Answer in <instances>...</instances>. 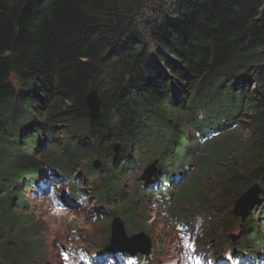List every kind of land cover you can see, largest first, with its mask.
<instances>
[{"label":"trees","instance_id":"obj_1","mask_svg":"<svg viewBox=\"0 0 264 264\" xmlns=\"http://www.w3.org/2000/svg\"><path fill=\"white\" fill-rule=\"evenodd\" d=\"M93 89L100 116L91 123L86 98ZM246 111L244 140L239 116ZM197 131L221 134L188 145ZM47 142L46 157L37 149ZM198 147L203 153L194 162L203 179L183 184L176 196L178 207L190 197L196 207L185 216L173 203L164 226L201 213L208 231L198 240L214 260L229 249L259 255L264 0H0V160L10 157L0 165V264H45L40 220L26 194L49 166L64 171L70 206L80 195V171L94 185L87 195L96 211L86 223H98L95 249L102 253L114 218H137L148 234L147 200L126 187L124 171L153 148L165 159L192 156ZM88 158L99 168L84 163ZM205 182L215 184L214 193L198 189ZM257 182L260 192L241 222L231 204ZM227 193L235 194L231 201Z\"/></svg>","mask_w":264,"mask_h":264},{"label":"rangeland","instance_id":"obj_2","mask_svg":"<svg viewBox=\"0 0 264 264\" xmlns=\"http://www.w3.org/2000/svg\"><path fill=\"white\" fill-rule=\"evenodd\" d=\"M251 89H254V86H251ZM2 114H3V117H4V115L9 116V115H7V113H2ZM243 114L241 116H239V120H241V122H242L241 125L244 126V128H242L243 133H242L241 138L244 140H247L248 136H249V130L247 128V125L245 124L248 120V117L246 114H251V112L246 111ZM39 118H40V116H39ZM181 123L183 124V126L190 128V124H187L186 119L184 117L182 118ZM57 130L58 129H56V131ZM193 142H195V139L191 138L190 141L188 142V145H191ZM52 144H53L52 142H47V145H44L43 148L37 149V152H39L41 155H45L46 157L49 156V152L46 150V147H48ZM238 150H239V148H238ZM202 153H203V150L200 147H198L196 149V151H194V154H192V156L185 155L182 153L179 155L173 154L172 158L161 159V158L155 157L157 152L153 148L150 152L146 151V154L143 155L144 157L142 159H140L139 161H137L133 165L134 169L128 170L125 173V177H123V175H122V177L124 178L123 183L126 185V187L128 189H132L133 191L135 190V188H137L136 191H138V194L142 193L144 195V198H146V200L152 202V201H154L153 200L154 195L152 194V192L149 189L144 188L140 184L143 182L142 180H140V176L143 175V170L145 169V166L149 162H151L152 160H153L155 169L158 167L161 168V166H163V165L164 166L168 165L171 167L174 163H176V164H174V166H176V169H174V171H179L180 165H182V166L188 165L189 170H188L187 174L183 177V179L180 181L179 184L172 186V189L174 190V191H172V192H174L173 197H172L173 203L177 202V207H178L179 201L177 200L176 196L179 197V192L181 190V186L185 183L186 184H192L193 183L192 181H195L197 179H203V177H198L199 175L197 174L196 169L197 170H200V169L198 168V165H195L196 161L194 162V159L195 158L198 159ZM238 158H240V157H238ZM241 159H243V157H241ZM94 161H97V159L96 158L95 159L88 158L84 161V163L94 162ZM249 161L250 160H247V162H249ZM3 164H4V166L9 165L10 164V157L2 158V160H0V165H3ZM252 165H253V163H252ZM193 166L195 167V169H193ZM181 171H184V170L182 169ZM63 172L64 171L62 170L61 173L64 174ZM80 173L81 174L78 173L76 175L77 178H80L82 180L77 185V187H78L77 189L80 190V193H79L80 195H74V197L76 198L78 196L83 195L82 202L84 203V205L82 207H79L77 205H71V206L68 205L65 202V194H64L63 188H61L60 191L58 192V194H56V200L52 196H50V200L52 201V207L54 210L51 214L49 211L45 212V211H38L36 208L32 209L33 203L30 206V208L37 215L36 219L40 220V223L38 225L39 231H37L38 237L36 238V240H39V238L41 240V237L43 238V240H45L47 252H50V250L52 249L51 243L54 242L56 239H58L59 233H62L66 230H69V231L76 230V234H77L78 239L79 238H80V240L86 239V241H89L92 244L91 247L87 246L88 248L94 247L96 240L100 239V235L97 234L98 229H99V226L97 225L98 223H95L92 225H88L86 223L87 222L86 218L89 219L92 216L93 212L96 211V209L94 208V205L96 204V200H93L92 198H90L87 195L88 191L94 185L90 181L85 180L84 172L80 171ZM43 179H44V175H41L37 179H34L35 180L34 183L39 184L40 181ZM214 185L213 184L212 185H206V182H205V184L204 183L199 184L198 189L202 188L204 193L205 192L207 193L208 191L211 193H214V190H215ZM253 186H255V185L253 184L249 188H251ZM176 193H177V195H176ZM206 193H205V195H206ZM225 196H226L228 201L229 200L231 201L233 199V197L235 196V194L227 193ZM67 197L72 198L69 194H67ZM37 198H38V195L34 196V197L31 196V197H29V200H30L29 202H34V204H36ZM189 199L191 200L190 201L191 203H189L187 201V199H185L184 201H181V202L186 203V204H184V208L178 207L176 209L177 214L182 213L186 216L187 210L191 211L193 207H196L195 197H190ZM234 203L235 202L233 201L231 204L232 207L234 206ZM61 204L63 207L62 210L59 209V206ZM147 205L148 204L146 203V209L148 210V213H147L148 216L153 215V216H155L154 217L155 221L162 220L166 223L167 219H166V216H163L164 212L162 211V209H160V210L152 209V208H156V206L149 208V207H147ZM154 205H155V201H154ZM170 205H171V203H170ZM165 206H166V204H165ZM141 213L143 216L144 213L143 212H141ZM122 220L124 222L125 232H126V235L128 237L134 235V233H139L142 231V229H144L143 226L139 225V224H141V221L137 218L130 220V221H127L124 219H122ZM189 220H191V221H189L190 225L194 224L196 221L195 214H190ZM158 227L163 228V224H161V226L159 224H157L156 226H155V224H152L149 227H147V233H148L147 235L149 237L152 236V234L155 232V230ZM161 228L159 229L160 230L159 236H161L163 238L162 235H164V230ZM206 228L208 231L207 226H206ZM167 229L169 230L168 226H167ZM73 235H75V234H73ZM67 237H68V235L66 233L61 234V239H65ZM183 237L185 239V231L183 233ZM131 244L132 243L130 242L129 245H131ZM213 244L214 243H212V245ZM94 248H96V247H94ZM53 252L55 253L54 250H53Z\"/></svg>","mask_w":264,"mask_h":264},{"label":"water","instance_id":"obj_3","mask_svg":"<svg viewBox=\"0 0 264 264\" xmlns=\"http://www.w3.org/2000/svg\"><path fill=\"white\" fill-rule=\"evenodd\" d=\"M86 103L89 110L88 116L90 117V122L93 123L100 116V99L97 89H93L89 92L86 98ZM114 150L116 151L117 148H115ZM94 165L96 169L99 168L98 161H95ZM156 169L154 168V163L152 162L144 169V173L141 176V179L148 181L152 174L155 173ZM254 185L255 186L246 190L234 203L232 209L234 217L241 219V221L245 219L249 209V205L256 202L257 196L260 192L259 182L255 183ZM110 234L111 244L108 247V250L110 251H128L131 255L136 254L138 251L142 253H148L149 251L148 238L142 232L128 237L120 218L113 219L111 223ZM130 242L132 243L131 245H129Z\"/></svg>","mask_w":264,"mask_h":264},{"label":"clouds","instance_id":"obj_4","mask_svg":"<svg viewBox=\"0 0 264 264\" xmlns=\"http://www.w3.org/2000/svg\"><path fill=\"white\" fill-rule=\"evenodd\" d=\"M201 246H203L202 244H200ZM214 261H216V260H214Z\"/></svg>","mask_w":264,"mask_h":264},{"label":"bare ground","instance_id":"obj_5","mask_svg":"<svg viewBox=\"0 0 264 264\" xmlns=\"http://www.w3.org/2000/svg\"><path fill=\"white\" fill-rule=\"evenodd\" d=\"M251 236H254V235L251 234Z\"/></svg>","mask_w":264,"mask_h":264}]
</instances>
